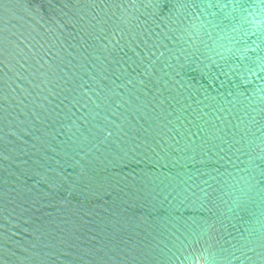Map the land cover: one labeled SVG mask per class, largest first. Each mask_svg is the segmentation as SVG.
<instances>
[{
    "label": "water",
    "instance_id": "water-1",
    "mask_svg": "<svg viewBox=\"0 0 264 264\" xmlns=\"http://www.w3.org/2000/svg\"><path fill=\"white\" fill-rule=\"evenodd\" d=\"M230 6L0 0V264H264V100L204 57Z\"/></svg>",
    "mask_w": 264,
    "mask_h": 264
},
{
    "label": "clouds",
    "instance_id": "clouds-1",
    "mask_svg": "<svg viewBox=\"0 0 264 264\" xmlns=\"http://www.w3.org/2000/svg\"><path fill=\"white\" fill-rule=\"evenodd\" d=\"M229 3L231 6L226 7L224 13L236 23L226 31L217 32L215 40L204 53L206 67L227 63L229 67L225 75L229 79L235 75L242 85L249 83L256 98L264 100V82H261L264 78V0H253L247 6L237 4L236 0H229ZM205 20L207 13L204 19L198 15L196 22L190 26L189 35L195 33L199 36L208 31ZM232 64L241 65L242 70L234 72ZM189 264H209V257L206 253L193 254Z\"/></svg>",
    "mask_w": 264,
    "mask_h": 264
}]
</instances>
